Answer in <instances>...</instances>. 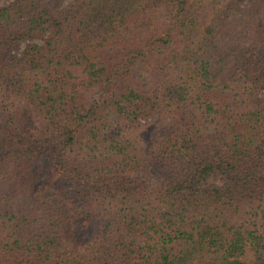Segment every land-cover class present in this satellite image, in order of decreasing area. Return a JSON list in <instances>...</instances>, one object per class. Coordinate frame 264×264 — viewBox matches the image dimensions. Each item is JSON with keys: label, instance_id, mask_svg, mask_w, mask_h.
I'll use <instances>...</instances> for the list:
<instances>
[{"label": "trees", "instance_id": "obj_1", "mask_svg": "<svg viewBox=\"0 0 264 264\" xmlns=\"http://www.w3.org/2000/svg\"><path fill=\"white\" fill-rule=\"evenodd\" d=\"M263 93L264 0L0 7V264H264Z\"/></svg>", "mask_w": 264, "mask_h": 264}, {"label": "rangeland", "instance_id": "obj_2", "mask_svg": "<svg viewBox=\"0 0 264 264\" xmlns=\"http://www.w3.org/2000/svg\"><path fill=\"white\" fill-rule=\"evenodd\" d=\"M13 1H14V0H0V7L7 6V5H9L11 2H13ZM34 42L39 43L38 41H34ZM23 46H24V44H21V45L19 46V49H22ZM14 52H15V50H14ZM262 95L264 96V93H263ZM162 119H163V118H162ZM158 122H160V128H158V129H161V127H162L163 125H165V123L168 122V121H167L166 118H164V120H162V121L159 120ZM161 122H162V123H161ZM152 123H153V122H152ZM156 123H157V122H156ZM146 124H148V122L144 123L143 125H146ZM147 129H148V128H147ZM147 129H146V130H147ZM158 129H157V128H155V129H152V128H151L150 137H151L152 139H155V138H156V135H157V133H158ZM159 132H160V131H159ZM46 174H48V175H47V176L45 175V179L48 181V184H49V186H50L52 189H54V190H55L56 192H58V193H63V194H65V195H68L66 200L69 201V206H70V208L75 209V210H73V213H72V220H74L76 217H77L76 219L78 220V219H79L78 209H79V204H80V202H81V198H80V196H78V195L76 196V192H77V191H76V189L74 188V186H72L70 183H68V181L60 180V179H55V176H54L53 174L49 173V172H47ZM150 175H151L150 179L158 180L159 177L162 175V172H161V170H159V168H158L157 166H153L152 169H151ZM151 181H152V180H151ZM152 182H153V181H152ZM211 184H212V185H216V184H219V182H218V180L216 179V180H212V181H211ZM70 204H71V205H70ZM82 219H84V217H81L79 221L83 222ZM77 220H76V221H77ZM79 221L77 222V225H78V227H81L82 224L79 225ZM94 222H95V221H93L92 223L95 224ZM83 224H84V223H83ZM95 226H96V224H95ZM91 227H92V226H91ZM93 233H94V231H92V235H93ZM92 235H91V236H92ZM91 236H90V237H91Z\"/></svg>", "mask_w": 264, "mask_h": 264}]
</instances>
